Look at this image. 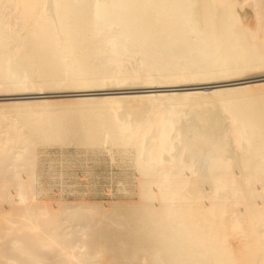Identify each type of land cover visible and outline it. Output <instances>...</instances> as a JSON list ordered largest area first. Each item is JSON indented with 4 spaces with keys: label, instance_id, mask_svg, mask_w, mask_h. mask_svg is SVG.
<instances>
[{
    "label": "bare ground",
    "instance_id": "6f19581e",
    "mask_svg": "<svg viewBox=\"0 0 264 264\" xmlns=\"http://www.w3.org/2000/svg\"><path fill=\"white\" fill-rule=\"evenodd\" d=\"M45 94L0 102V264H264V0H0V97Z\"/></svg>",
    "mask_w": 264,
    "mask_h": 264
},
{
    "label": "rangeland",
    "instance_id": "374dc122",
    "mask_svg": "<svg viewBox=\"0 0 264 264\" xmlns=\"http://www.w3.org/2000/svg\"><path fill=\"white\" fill-rule=\"evenodd\" d=\"M212 87V85H210V86H206L205 88H211ZM126 92H133V93H136V92H149V93H154V92H156V93H165V92H167V93H171L172 91H170L169 90V92H168V90H147V91H144V90H129V91H126ZM160 93V94H161ZM172 93H174V92H172ZM50 95V96H49ZM72 96V97H71ZM76 96H79V95H73V94H53V96H52V94H45V95H32V96H1L0 97V102H9L10 100H17V99H33V100H42V99H52V98H55V99H60L61 97H62V99H67V98H76ZM11 102V101H10ZM52 153V152H51ZM52 154H49V156H51ZM43 157H45V156H43ZM44 159H46V158H43V160ZM101 170V171H100ZM106 170V171H105ZM111 169H109V167H105L104 165L103 166H101V168L100 167H98V168H96V172L97 173H99V174H102L101 176H100V178H97V181H96V183H97V188L99 189L98 190V192H99V194H101V196H103V197H107L106 195H104L103 194V189H104V186H106V184H107V181H108V178H107V174L109 173V172H111L110 171ZM117 170V171H116ZM103 171V172H102ZM113 172L115 173V174H118V169H114L113 170ZM99 180V181H98ZM99 184V185H98Z\"/></svg>",
    "mask_w": 264,
    "mask_h": 264
}]
</instances>
